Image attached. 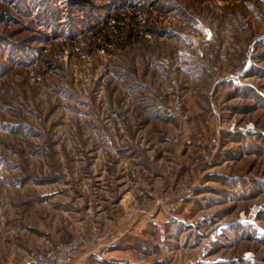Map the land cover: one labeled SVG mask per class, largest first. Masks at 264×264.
<instances>
[{
  "label": "rangeland",
  "instance_id": "374dc122",
  "mask_svg": "<svg viewBox=\"0 0 264 264\" xmlns=\"http://www.w3.org/2000/svg\"><path fill=\"white\" fill-rule=\"evenodd\" d=\"M74 237L264 264V0H0V264Z\"/></svg>",
  "mask_w": 264,
  "mask_h": 264
},
{
  "label": "built area",
  "instance_id": "2783aa9c",
  "mask_svg": "<svg viewBox=\"0 0 264 264\" xmlns=\"http://www.w3.org/2000/svg\"><path fill=\"white\" fill-rule=\"evenodd\" d=\"M83 239L74 237L73 239L60 242L57 245L37 254L38 264H70L72 259L81 249Z\"/></svg>",
  "mask_w": 264,
  "mask_h": 264
},
{
  "label": "trees",
  "instance_id": "16d2710c",
  "mask_svg": "<svg viewBox=\"0 0 264 264\" xmlns=\"http://www.w3.org/2000/svg\"><path fill=\"white\" fill-rule=\"evenodd\" d=\"M87 8H89V6H86ZM57 11H58V9H57ZM47 12L49 13V14H52L51 16H53V15H55V16H59V13H57L56 11H54V10H47Z\"/></svg>",
  "mask_w": 264,
  "mask_h": 264
}]
</instances>
